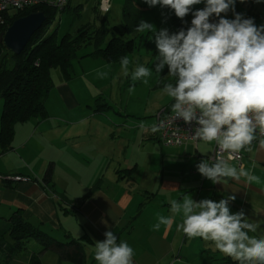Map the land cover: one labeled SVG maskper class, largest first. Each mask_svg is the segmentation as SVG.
Masks as SVG:
<instances>
[{
    "label": "crops",
    "instance_id": "obj_1",
    "mask_svg": "<svg viewBox=\"0 0 264 264\" xmlns=\"http://www.w3.org/2000/svg\"><path fill=\"white\" fill-rule=\"evenodd\" d=\"M263 8L254 14L257 24L264 23ZM98 63L97 70L103 69L105 62ZM91 91L84 90L83 97L72 81L59 78L46 101L48 117L15 126L12 150L1 151L0 156L1 169L6 171L0 176V218L6 220L21 211L26 222L53 238L77 240L84 247L85 264H97L96 242L104 240L109 230L133 247L137 264H237L211 242L189 239L178 230L183 216L172 213L171 202H182L185 196L219 201L224 194H234L231 210H243L250 222L258 224L255 235L264 234V150L257 142L250 151L242 150L243 168L256 179L250 183L225 179L227 189L203 178L196 168L212 156L214 142L165 146L162 165L146 171L139 152L126 154L124 137L93 134L88 117L78 116L83 104H90ZM158 121L153 135L146 134L151 126L145 132L141 126L132 130L139 137L144 133L147 141L160 142ZM9 155L15 159L6 163ZM229 164L241 168L236 162ZM49 172L51 183L46 184L43 180ZM10 176L27 181L7 179ZM158 216H171L173 225L155 230Z\"/></svg>",
    "mask_w": 264,
    "mask_h": 264
},
{
    "label": "clouds",
    "instance_id": "obj_2",
    "mask_svg": "<svg viewBox=\"0 0 264 264\" xmlns=\"http://www.w3.org/2000/svg\"><path fill=\"white\" fill-rule=\"evenodd\" d=\"M246 2L143 0L150 8H167L185 27L176 32L168 28L158 31L142 19L135 28L137 33L152 34L158 53L155 73L162 75L167 69L166 76L172 78L163 92L174 101L173 119L194 125L193 139L214 142L217 147V155L201 160L197 171L225 189V179L243 183L256 179L243 167L238 170L230 165L232 156L250 151L254 142L264 150V23L257 24L254 17L236 10L238 3ZM252 2L264 4V0ZM229 12L233 18L228 17ZM188 16L192 17L190 23ZM120 64L123 75L133 82L130 91L136 82L147 84L152 76L153 70L143 65L129 72L127 56L121 57ZM224 153L227 158L221 155ZM235 200L234 194H224L219 201L185 196L182 202H171V211L182 214L177 229L187 238L211 242L237 264H264V234L255 235L258 224L250 222L243 210H231ZM157 219L155 230L174 223L171 216ZM104 235L95 245L97 264H134L135 252L128 242L111 230Z\"/></svg>",
    "mask_w": 264,
    "mask_h": 264
},
{
    "label": "rangeland",
    "instance_id": "obj_3",
    "mask_svg": "<svg viewBox=\"0 0 264 264\" xmlns=\"http://www.w3.org/2000/svg\"><path fill=\"white\" fill-rule=\"evenodd\" d=\"M47 1L49 3L58 2V0ZM98 2L99 0H69L66 9L63 12H57L48 24L47 35L50 36L55 33L59 41L68 33L73 36L76 35L84 26H95V24L100 26L95 21L94 12L97 6L99 8ZM126 2L127 0H112V8L108 15L98 11L99 16H108L110 33H108L107 40L110 41L114 34L115 37L132 43V49L124 55L130 61L129 72L137 65H143L153 70L149 82L147 84L136 82L135 89L130 91L129 89L133 82L130 76L125 77L123 75L120 60L111 62L102 56L95 55L93 45L85 46L77 52L78 58L73 62L70 78H66L59 68L52 70V78L54 84L59 78L72 81L76 92L79 93L81 90L83 97L86 95L85 92L91 89V102L90 104H83L84 106L79 111L78 116L88 117L90 120L89 124H91L89 126H92L91 132L93 134L102 132L108 133L110 137H113L116 133L124 137L126 139L124 144H126V151H128L126 154L139 152L141 167L149 171L154 166L159 165L160 167L162 165L164 159L162 151L166 152L163 149L165 146L160 142L147 141L148 137L144 136V133L139 137V133L136 130L133 131L132 128L133 126H141V129L145 132L146 128L148 127L149 129L151 126V131H147L146 134L148 136L155 134L153 125H156L161 112L169 107L171 108V104L174 102L172 98L163 92L164 85L173 81L172 78L166 76L167 69L164 70L162 75H158L154 71L153 66L158 53L154 41L151 40V33L140 34L136 32L132 35L125 34L123 29V10ZM132 3L143 11V19L155 25L158 31L161 28H168L172 32L180 29L177 25L178 22H176V19L179 18L167 8L161 9L159 6L150 8L143 3V0H132ZM194 7L203 8L204 5H196ZM263 7V4L255 3L253 5L251 0H247L246 3H238L236 10L248 17H254V14L259 13L258 10ZM228 17L233 18L231 12H229ZM191 18V16L186 17L189 23ZM254 18L256 22V17ZM179 22L182 24L181 20ZM99 60L104 61L105 65L103 69L97 70L99 66L95 64H99ZM81 72L85 73V75L83 76ZM3 109L4 100L0 99V128ZM98 109L100 111L96 112ZM120 130H123L122 134ZM116 139H118L117 136ZM128 139L130 142L127 141ZM139 140L141 141L140 146H138ZM120 144H123V142ZM134 144H136L135 150L133 149ZM13 159L15 157L9 155V157H6L5 162L7 163L9 160L13 162ZM1 168L2 160L0 159V176H2L1 173L6 174V171ZM56 239L59 240L61 238ZM59 241L66 242L65 239ZM41 249L42 246L37 241H29L26 243L25 249L21 250V252L19 251L12 264H27L29 257L33 253L41 251ZM0 264H3L2 257H0ZM42 264L72 263L61 262L60 255L56 251L49 250L43 253Z\"/></svg>",
    "mask_w": 264,
    "mask_h": 264
},
{
    "label": "trees",
    "instance_id": "obj_4",
    "mask_svg": "<svg viewBox=\"0 0 264 264\" xmlns=\"http://www.w3.org/2000/svg\"><path fill=\"white\" fill-rule=\"evenodd\" d=\"M53 4L42 0L38 5L25 11L10 12L7 23L0 26L1 37V34L22 17L37 12H42L46 16L45 24L32 37L22 54L15 55L0 43V99L4 100L0 128L2 153L12 150L17 124L33 118L48 117L46 101L55 87L52 78L53 69H61L64 76L70 78L73 62L78 58L77 52L85 46L93 45L95 55L111 62L121 60V57L133 47L131 42H125L114 34L110 41L107 40L110 33L108 16L100 17L98 8H95L94 12L95 21L100 26L96 24L84 26L76 35L68 33L59 41L55 33L48 36V24L57 12H63L67 7L61 10ZM142 19L143 11L137 8L132 0H127L123 10L125 34L136 33L135 28ZM179 21L176 19L178 27H185ZM43 181L46 184L51 183L50 172ZM31 240L37 241L42 249L33 253L27 264H42V255L49 250L56 251L60 255L61 262L85 264L84 247L77 240L58 241L40 228L26 222L21 211H17L9 219L0 218V257L3 258V264H12L19 251L25 249L26 243Z\"/></svg>",
    "mask_w": 264,
    "mask_h": 264
},
{
    "label": "built area",
    "instance_id": "obj_5",
    "mask_svg": "<svg viewBox=\"0 0 264 264\" xmlns=\"http://www.w3.org/2000/svg\"><path fill=\"white\" fill-rule=\"evenodd\" d=\"M42 0H0V26L7 23V17L10 12L25 11L35 5L41 3ZM69 4V0H58L53 5L63 10ZM112 8V0H100L99 11L101 13H109ZM158 121V139L164 146L180 147L188 144L197 146L200 140L193 139L194 125L186 124L183 120L173 119V113L167 111L164 114L159 115ZM217 155V147L214 143V151L212 156ZM227 158V154H221ZM244 153L241 151L238 154H234L229 162H236L240 167L243 166ZM7 179L14 180L16 182L27 181V178L22 176H10ZM137 264V263H134Z\"/></svg>",
    "mask_w": 264,
    "mask_h": 264
},
{
    "label": "water",
    "instance_id": "obj_6",
    "mask_svg": "<svg viewBox=\"0 0 264 264\" xmlns=\"http://www.w3.org/2000/svg\"><path fill=\"white\" fill-rule=\"evenodd\" d=\"M46 22V16L42 12L32 13L16 20L6 32L1 34L0 43L11 53L20 55L23 53L32 37Z\"/></svg>",
    "mask_w": 264,
    "mask_h": 264
}]
</instances>
